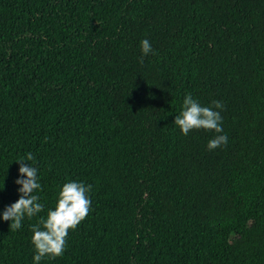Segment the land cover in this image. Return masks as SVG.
Wrapping results in <instances>:
<instances>
[{"label": "trees", "instance_id": "16d2710c", "mask_svg": "<svg viewBox=\"0 0 264 264\" xmlns=\"http://www.w3.org/2000/svg\"><path fill=\"white\" fill-rule=\"evenodd\" d=\"M189 93L226 102L230 143L181 134ZM26 153L45 209L0 220V264H32L68 180L91 210L41 264H264V0H0V213Z\"/></svg>", "mask_w": 264, "mask_h": 264}, {"label": "clouds", "instance_id": "9594fccd", "mask_svg": "<svg viewBox=\"0 0 264 264\" xmlns=\"http://www.w3.org/2000/svg\"><path fill=\"white\" fill-rule=\"evenodd\" d=\"M140 48L142 57L154 54L148 39L140 42ZM225 106L223 99L213 100L211 106H203L190 93L186 94L174 124L184 136L192 130L219 129L220 135L214 136L206 145L209 149L219 148L232 140L231 133L226 130ZM16 162L20 165L19 178L15 181L19 186V198L0 213V220L9 222L14 231L21 229L26 218L37 217L45 209L40 196L36 194L42 191V185L35 157L32 153H26ZM3 189L4 185L0 191ZM91 192L92 185L79 180H68L60 186L55 206L48 208L46 217L39 216L38 222L31 225V244L35 250L32 264H41L46 256L55 259L64 255L69 230H76L91 210Z\"/></svg>", "mask_w": 264, "mask_h": 264}]
</instances>
